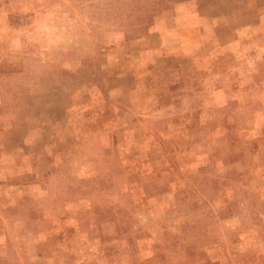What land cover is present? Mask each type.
I'll use <instances>...</instances> for the list:
<instances>
[{"label": "rangeland", "instance_id": "obj_1", "mask_svg": "<svg viewBox=\"0 0 264 264\" xmlns=\"http://www.w3.org/2000/svg\"><path fill=\"white\" fill-rule=\"evenodd\" d=\"M0 264H264V0H0Z\"/></svg>", "mask_w": 264, "mask_h": 264}]
</instances>
